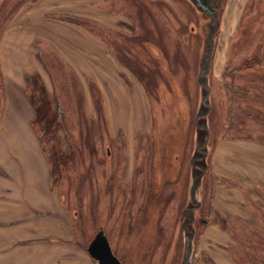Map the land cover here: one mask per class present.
Listing matches in <instances>:
<instances>
[{"label": "rangeland", "instance_id": "374dc122", "mask_svg": "<svg viewBox=\"0 0 264 264\" xmlns=\"http://www.w3.org/2000/svg\"><path fill=\"white\" fill-rule=\"evenodd\" d=\"M68 1L72 6H65ZM81 1L0 0V254L10 245H27L1 256L0 264H97L86 248L100 228L123 264H186L190 227L196 251L190 264H209L199 254L208 246L218 264H239L221 249L230 239L238 259L264 264L261 204L255 206V227L237 221L207 236L209 219L214 222L210 169L199 180L195 221L181 227L194 172L192 125L173 158L179 141L170 134L180 133L168 118L178 116L174 109L167 115L158 82L184 75L185 92L181 83L166 85L185 95L186 123L188 110L191 115L197 109L195 75L212 20L190 0H121L119 7V0L110 1V10L139 17L140 32L128 38L113 28L116 21L99 26L75 18L72 11L84 12ZM219 16L207 76L208 156L221 136L264 142V107L253 101L258 95L264 103V0H223ZM93 40L106 53L114 48L125 67L102 69L90 56L81 57L83 45L100 55ZM224 73L247 79L225 85L231 120L246 129L227 131L224 124ZM159 125L165 141L156 138Z\"/></svg>", "mask_w": 264, "mask_h": 264}, {"label": "crops", "instance_id": "0c3cea01", "mask_svg": "<svg viewBox=\"0 0 264 264\" xmlns=\"http://www.w3.org/2000/svg\"><path fill=\"white\" fill-rule=\"evenodd\" d=\"M110 1L113 4V2H116L117 0H94V1H90L89 4L87 0H82L81 2L84 5V7H82L84 8L82 11L84 12H81V9L75 10L72 12L71 11H67V12L69 13L71 12L73 15L76 16L75 18L77 19H90L99 26L108 25L110 24L109 21H113V22L116 21L118 25L116 24H112V25L114 26L113 28L115 30L119 31L120 35L127 36L128 38L132 36L134 37L137 32H140L139 24L137 22V18L139 17H134L130 15V13L128 12L127 13L121 12L119 11L118 8L116 9L113 8L110 10L109 9V5L111 6ZM120 1L121 0L117 2L118 7H119ZM134 4H135V1H134ZM65 6H72V2L68 1L67 5ZM78 7L79 6H77V8ZM84 34L88 35L86 31ZM93 43L96 45L95 51L97 50V53H100V55L95 54L93 51L89 53L87 49V45L86 46L83 45L81 46L82 50H80V53H79L81 54V57H83L84 59L88 61V57L90 56L92 59L95 60V63H96L95 67H100L102 69L109 67V66L111 68L125 67L124 65L120 64V60L117 58L118 53L116 52L114 48L112 49L111 54H110V53H106L107 51L102 47L101 44L103 43H99V41H95V40H93ZM145 46L146 45H144V47ZM125 54L127 53L125 52ZM81 66H88V65L82 64ZM81 66H77V67H81ZM90 68H93V67L90 66ZM230 68L231 67H228V69ZM181 75L182 73L176 77H173L171 75L172 79H168L167 76H164V80L162 79L161 81L158 82V83L164 84L163 90L159 92H163V99L165 100V103H166L165 107H167L168 109L167 115H170L171 113L169 112V110L174 109L176 110V116H178L177 117L178 120L179 121L180 119L182 120V123H179L178 120L174 121L172 117L168 118V121H170L172 128L174 129L175 127L176 128L175 130L179 131L178 133H180V135L178 134L175 135L176 133H174L173 135L170 134V138L176 137L178 138V141H179V146L176 147V150L173 154V158H176L177 156L176 151H178L179 153L181 148L185 145L184 143L185 142V137H184L185 131H189L192 125L191 127L192 133L190 135V142H191L192 149L194 147V137L197 132V129L194 123V117H195V113L197 109L194 110L191 115H188L189 114V110H188L187 122L185 123V121H183V119H185L183 117L185 116L184 110L186 107L185 104H183V101H185L184 99L185 95L183 96L182 94V96L180 97L181 92L179 93L177 86L175 90L172 87L169 88L167 86L168 83L170 84L181 83L183 84L182 86L184 89L185 87L183 83L184 75L183 76ZM196 75H195V82H196ZM121 76L122 75H119V73H117L118 80L120 82H125L123 79H121L122 78ZM220 76L221 77L224 76L226 78L225 79L226 81H224L223 78L221 80V91H222L221 94L223 98L225 97L224 100L227 102V98H228L227 89L228 88L225 85L229 84L230 80L232 79H230L229 76L226 77L225 73L221 74ZM126 77L128 78V81H131L128 75H126ZM241 77L242 76L236 75V76H233V79L235 82L240 81L241 83L247 84L248 83L247 79L243 81ZM184 92H185V89H184ZM198 92H199V86H198ZM177 96H178V99H177ZM197 96H198L197 97V101H198V98H199L198 93H197ZM180 102H181V106H180ZM225 107H226V110H225L224 124L225 126L228 127L227 131H229L230 129L232 130V128H234L235 131H237L236 130L237 128L239 130H242L243 128L246 129V125L243 124V122H239L240 124L237 126L235 125V123H238L236 122L237 120L236 121L231 120V116L228 112V110H230L228 109L230 108V104L228 102H227V105L225 104ZM208 121L210 124V120ZM152 127L153 126L150 127L151 130L153 129ZM165 134H166V130L163 131V129H160V125H159L156 138L161 136L160 139L165 141L163 139L165 137ZM166 143L168 145V142ZM209 147H210V152H209V156L207 160V169L208 170L210 169V172H208L210 177L213 175L212 186L214 188L211 187L209 197L213 195V202L211 201V205L214 209L213 210L214 222H212L211 219H209L207 226H209L212 230L209 233H207V236L210 233L220 232L219 225H222L223 227H226V228L228 227L230 228L233 222H237V221H240V222L243 221V223H245L246 225L250 227H255V224L257 222H260L256 220V210L257 209L255 206L257 204H261L264 209V200L262 198L264 197V142L254 139L252 137H238V136H229V135L226 136L225 135V136H221L213 145ZM177 161L178 159L176 160V164H177ZM189 165H190V161H189ZM258 195L260 196L262 200L259 198ZM248 202H250V204H248ZM0 204L2 205L1 199H0ZM251 206L253 208L255 207L254 208L255 210L252 211ZM43 222H45V220L38 221V225L44 226ZM53 225L56 226V222H54ZM63 228L66 229L65 227ZM226 239H230L228 235H226ZM21 240L23 239H19V243H22ZM14 243H16V241ZM255 245L257 244L255 243ZM222 246H221L222 247L221 249L228 250L230 252L231 254L230 261L232 260L233 262H236L239 264H248L246 261L244 262L240 257L239 259L237 258L236 253H235L236 252L235 251V246H236L235 241L232 242L230 239V244L229 242H224ZM20 248H27V245L24 243L22 245L16 243L12 247L10 245V247L7 248L6 252H2L0 254V257L1 256L5 257L8 254H9L8 256L11 257L14 255L12 254L11 251L14 252L15 249H20ZM248 248L249 247L246 246L244 247V250L248 251ZM203 250L205 251H201L199 253L201 254L202 257H204L203 261L205 259V261L207 260L209 264H218L217 260L213 259V256H211L209 253L210 246L204 248ZM195 255H196V251L194 250L192 253V256H195ZM202 257H201V262H202ZM213 260H215V262ZM201 264H205V263L202 262Z\"/></svg>", "mask_w": 264, "mask_h": 264}, {"label": "water", "instance_id": "95a60500", "mask_svg": "<svg viewBox=\"0 0 264 264\" xmlns=\"http://www.w3.org/2000/svg\"><path fill=\"white\" fill-rule=\"evenodd\" d=\"M190 1L197 10L204 13L212 20V25L209 28L208 34L204 38L202 53L198 61L196 82L199 86V98L194 117L197 132L194 137V147L190 158V165L191 168L194 169V172L191 174L189 181L188 200H186V204L183 206L181 211L184 218L181 223L183 228H185V224L194 223V211H196L201 205V200L198 196V185L201 176H203L207 170V163L206 161L204 162V159L208 157L205 146L209 140V127L206 118L211 109V102L209 100L210 85L208 83L207 76L211 69L214 37L220 23L219 10L223 2V0H216L215 2L213 0ZM202 131H207V133L203 134ZM189 230L192 234L186 240L185 253L183 257L186 264H190V259L193 253L192 239L194 236V229L193 227H190ZM86 250L89 256L97 261V264H122L111 249L108 238L102 230H99L89 241Z\"/></svg>", "mask_w": 264, "mask_h": 264}, {"label": "flooded vegetation", "instance_id": "af4514ba", "mask_svg": "<svg viewBox=\"0 0 264 264\" xmlns=\"http://www.w3.org/2000/svg\"><path fill=\"white\" fill-rule=\"evenodd\" d=\"M258 72H263V71H258ZM259 76H260V75H259ZM229 78H230V79H233V76L231 77V75H230ZM230 82H231V80H230ZM228 89H229V88H228ZM258 90H259V89H258ZM257 93H258V91H257ZM259 94H261V93H259ZM227 96H228V94H227ZM228 97H229V96H228ZM253 101L256 102L258 105L264 107L263 99L260 100V97H259L258 95H255V100H253ZM107 151H108V150H107ZM181 223H182V222H181ZM181 227H182V226H181ZM182 228H183V227H182ZM99 230H102V231L104 232L103 228L98 229V231H99ZM98 231H97V232H98ZM97 232H96V233H97ZM96 233H95V234H96ZM104 233H105V232H104ZM95 234H94V236H95ZM105 235H106V234H105ZM94 236H93V237H94ZM106 236H107V235H106ZM93 237H92V238H93ZM107 238H108V237H107ZM114 254H115V253H114ZM116 256H117V255H116ZM117 257H118V256H117ZM118 259H119V260L121 261V263L123 264L122 260H121L119 257H118Z\"/></svg>", "mask_w": 264, "mask_h": 264}]
</instances>
